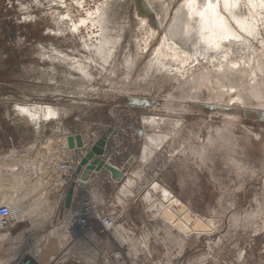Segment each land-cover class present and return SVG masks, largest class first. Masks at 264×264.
<instances>
[{
	"label": "rangeland",
	"instance_id": "rangeland-1",
	"mask_svg": "<svg viewBox=\"0 0 264 264\" xmlns=\"http://www.w3.org/2000/svg\"><path fill=\"white\" fill-rule=\"evenodd\" d=\"M83 1L80 6L73 0H63L64 5L59 8L79 23L103 3V0ZM147 1L153 2L155 7L151 15L144 14L143 24L138 18L142 11L139 0L108 2L110 9L106 14H113V23L109 26L116 41L111 65H104V71L95 64L90 65L88 72L92 74V81L87 84L83 97L95 104L99 102L112 112L106 115L95 107L88 113L77 107L75 111H79L84 119L86 143L91 144L102 136L108 119L121 126L116 139L111 134L107 138L108 148L116 141L124 157L132 154L138 157L127 171L129 177L126 180L124 177L121 188L126 200L131 198V189L137 193L129 202L130 217L137 222L151 220L150 228L158 233L157 244L152 242L154 261L161 258L164 264H175L172 261L176 260H179L178 264H264V107L251 98L237 108L230 105L233 99L229 101L227 97L223 101L211 102L216 98L212 87L193 91L188 87L190 85H185L188 79L191 80L193 70L189 72L187 69L194 67V74H203L207 70V65L198 64L200 67H197L196 62L187 64L189 66L185 69L182 65L177 66V72L174 70L171 74L154 71L149 73L147 80H142L145 64L184 0H165L169 12L163 27L157 28V14L164 4L160 0ZM224 1L215 0L217 11L227 16L237 32L248 39L247 45L242 46L243 52L238 51L242 54L234 57V61L253 57L257 68V64L264 63V12L259 17L249 5L245 6L242 15L246 18L250 14L254 23L258 22L251 37L241 32L236 18L224 11ZM228 1L233 6L246 3V0ZM21 5L28 10L26 20ZM50 6L46 0H41L40 5L34 0H0V79L31 80L34 78L33 64H40V68L45 69L50 63L46 58L54 55V51L71 59L82 60L88 56L81 46L88 38L92 39L91 43H96L97 33L83 27L73 34L70 31L59 33L56 13L50 10ZM152 34L155 39L144 54L139 53L138 65L131 74L128 73L126 61L129 57L135 59L139 48L146 45L145 39ZM40 60L49 63L42 64ZM59 63L55 64L58 91L76 93L78 87L72 81L68 82L69 79L66 81L61 74L66 69L62 62ZM2 65L6 66V71L1 70ZM210 71L213 76V69ZM179 72L188 74L182 76ZM64 80L71 84L70 91L66 90ZM245 80L248 83L250 78L238 83ZM238 93L242 95L241 89ZM71 97L80 100L73 94ZM130 98H135L131 102L136 100V107L130 103ZM65 100L69 101L68 98ZM143 100L149 102L148 107L137 102ZM69 104L63 101L61 105L69 107ZM182 115L183 125L177 127L175 123H181ZM84 121H92V124ZM139 130L142 131V141L136 135ZM61 138L46 136L36 150L29 152H17L18 149L12 148L0 150V205L18 206L21 211V221L18 222L40 215L47 217V211L27 210L23 203L48 204L53 201L59 189L54 182L45 179L46 163L55 164L67 156L61 151L63 146L66 148L64 138ZM31 157L36 158L35 170L29 163ZM151 186L157 187V191L168 192L173 198V207H184L186 213L179 211L184 215L183 220L176 214L178 211L151 194ZM22 190L25 191L20 194ZM88 201L92 203L91 199L85 202ZM148 208L151 210L149 214ZM3 233H0V264H36L31 255H17L16 232L9 235L2 251Z\"/></svg>",
	"mask_w": 264,
	"mask_h": 264
},
{
	"label": "crops",
	"instance_id": "crops-1",
	"mask_svg": "<svg viewBox=\"0 0 264 264\" xmlns=\"http://www.w3.org/2000/svg\"><path fill=\"white\" fill-rule=\"evenodd\" d=\"M39 62L49 63L43 60ZM64 67L67 71V67ZM1 68L2 71L7 70L6 66L2 65ZM55 69V64L51 63L45 69L40 68V64H33L34 78L30 80L27 77V82H24L25 78H22L21 81H18L19 78L14 81L0 79V150L12 148L18 149L17 152L34 151L40 140L46 136H60L62 140L64 138L63 145L66 146V136L80 134L86 143L84 119L81 118L79 111H75L77 107L88 113L97 107L103 114L110 115L111 109L102 106L99 102L95 104L83 96L79 101H74L70 92H59ZM36 75L37 79H35ZM65 84L66 90L70 91L71 85L66 81ZM66 98L69 101L65 100ZM131 99L135 98H130V103L136 107V100L131 102ZM63 101L70 102L69 107L61 105ZM90 101L91 103H89ZM139 104L148 107L149 102L146 103L143 100ZM35 107H39V110L37 111ZM35 114H37V118L34 117ZM23 117H28V125ZM36 121L40 122V128L32 125ZM91 122H85V124H92ZM105 124L106 127L103 129L102 135L107 132L108 128H112L114 130L111 129V136L115 135L116 139V133L121 126L113 119H108ZM136 135L142 141L141 130L136 131ZM67 155L74 162L76 155L74 151L68 150ZM137 158L133 154L124 157L122 149L116 141L108 148L107 139L104 156L107 164L118 170L129 171ZM35 161L36 158H29V163L33 165L32 170ZM74 168L75 164L71 175ZM127 177L129 175L126 172L125 180ZM71 180L72 178L63 188L57 190L58 192L51 203H23L24 209L47 211V217L40 215L34 219L13 223L1 235L2 251L9 235L16 232L17 255L19 257H26L23 256L25 253L28 254L27 256L31 255L36 260V264H114L111 255L115 250L126 254V264H164V260L161 258L154 261L155 255L152 254V252L154 253L152 242L155 245L158 242L155 240L158 238V233L155 234L154 230L150 228L152 221L137 222L130 217L129 202L137 196L136 192L131 189V198L126 200L121 183H115L107 171L93 172L87 180L77 181L82 189L74 194L71 208L65 210L63 208L64 198ZM146 190L147 188L144 191ZM23 191L25 190H22L20 194ZM88 199H91L97 208L102 209L105 215L114 221L110 230H104L98 221L92 222L90 226H83L74 221V215L80 210L83 202ZM150 212L151 210L148 208L147 214ZM178 261H172V263L178 264Z\"/></svg>",
	"mask_w": 264,
	"mask_h": 264
},
{
	"label": "bare ground",
	"instance_id": "bare-ground-1",
	"mask_svg": "<svg viewBox=\"0 0 264 264\" xmlns=\"http://www.w3.org/2000/svg\"><path fill=\"white\" fill-rule=\"evenodd\" d=\"M40 1L41 0H34V2L38 5H40ZM46 1L48 5L51 4L50 10H54L56 13L59 33L63 34L70 31V33L73 34L74 32H79L82 27L85 29L90 28L92 30V33H97L95 41L96 43H91V38L83 41L81 49L87 52L88 56L85 55L86 57H84L82 60L74 58L71 59L67 57L68 55H63L60 51H54V55L48 56V58H46L48 59V61H50L51 64H60L59 62H62V64L67 67V71H64L61 74H63L64 77L67 78L66 81H68L69 79L68 82L71 83L72 81V84L78 87V91L71 94H73L74 97L80 98L84 96V93L88 89L87 84L92 81V74L90 75V72H88L90 65L95 64L100 67L102 71H104V67L107 66V64H110L109 62L113 56L112 50L116 41L114 35L111 32V27L109 26L110 23H113V14H106L110 9L108 6V2L111 0H103V3L101 5H98L94 11L90 13L88 12L89 14H87L86 17L82 18L79 23L73 21L68 12H64L59 8L60 6L64 5L62 3L63 0ZM73 1L80 6H82L84 2L83 0ZM160 1H162L164 5L162 6V10L157 14L158 21L155 25V28H157V26L163 27L170 8L165 0ZM139 3L142 5V11L138 14V18L140 24H143L145 23L144 14L151 15V11L155 7V4L153 2L148 3L147 0H139ZM184 3L185 0L183 1V3H181L179 9L176 11L172 22H170V26L164 31V36L158 43V47L150 55L151 57L149 61L144 66L145 71L141 79L147 80L146 78H149V73H153L154 71L161 72V70H163L166 72L165 75L168 73L171 74L174 70H176L177 72V69L180 68V65H182V67L185 69V67L189 66L187 64L196 62L197 65L195 66L197 67H200L198 66V64H201V66L207 65V70L205 69L206 71L203 74H194L195 71L193 70H195V68L193 66H191L193 68L189 67L190 69H187L189 70V72L191 69L193 70L191 71V75L189 77L191 78V80L189 81L188 79L187 81L189 84L187 83L185 85H190L188 87L193 91H196L201 87H212L214 97L216 98H214L211 102L223 101L225 97H227L228 100L233 99L230 105L234 108H237V106L244 105L245 101L251 98L256 100V103L258 102V105H262L264 107V103L262 102V100L264 99V63H261V65L257 64V68H255L253 57L246 58V60L243 59V61H234V57L242 54V46L247 45L248 39L237 32L227 16H223L217 11L215 0H197V3L201 4L202 7H199L196 13L193 14H189V10L186 7L183 9V11H181L182 5ZM230 3L228 1L230 11H228L227 14H229V16L233 19L236 18V25L241 30V32L246 33L247 35L252 37V33L257 30L258 22L254 23V19L250 17V14L248 15L249 17L247 16L245 18L242 15V12L244 11V9H246L247 5H249L254 15L259 14V17H261L260 15H263L261 14V12H264V0H246V3H242V5H239V14H236L237 10ZM21 7L22 10L25 11L23 12V14L25 15L24 20H26L28 19V16L26 15L28 10L23 5H21ZM233 9L235 10L234 12ZM240 14L242 15V20H240ZM250 19H252V21ZM81 21H85V23L81 24ZM73 29L76 30L73 31ZM154 39L155 35H149L148 39L146 38L144 41L146 45L144 47H141L140 45L141 48H139L138 52L136 53L135 59H130L129 57V60H127L126 63L124 62L126 64V66L124 65L125 69L128 73H132L133 69L138 65L137 58L140 57L139 53L141 52L144 54V51L147 50L148 46L153 42ZM216 45H219L218 50L216 48ZM238 51L242 52L239 53ZM43 57L45 56L43 55ZM231 57H233V59ZM211 68L213 69V76H210L209 73ZM179 73L182 76H186L188 74V72H184L183 74L182 72ZM235 75L237 76V80L235 79ZM128 77L129 76H127V78ZM244 78L247 80L250 78V81H248L247 83V81L245 80V82L239 84L238 82H242ZM239 89H241L242 95L238 93ZM232 92L237 94H234ZM195 94L197 95L196 92ZM74 101H77V99H74ZM35 109L38 111L39 107H35ZM35 115L36 116L34 117L37 118V114ZM23 120L26 122V125L29 124L28 117H23ZM180 120L179 122L181 123H175L176 126L183 125V115L181 116ZM38 122L39 121H36L35 123H32V125L36 128H40V122ZM43 125L44 124L42 123L41 126L43 127ZM83 144L84 146H86L84 139ZM74 153L76 154L77 151H74ZM104 156L105 149L103 158ZM118 171H122L125 177V173L127 171H124L122 169ZM124 177L120 182L115 183L120 184L124 180ZM155 185L156 184H153V186ZM151 187L149 188L151 194L158 197L163 204H167L168 207L170 209H173L174 211L186 213V210L182 206L176 208L173 207V198L168 192L159 190L157 191V187ZM81 189L82 187H80L76 182V185L74 186V194L76 192L78 193L79 190L81 191ZM18 209L20 211L19 207ZM178 212H176V214L183 220L184 215L182 216L181 213ZM191 220H193L192 217Z\"/></svg>",
	"mask_w": 264,
	"mask_h": 264
},
{
	"label": "built area",
	"instance_id": "built-area-1",
	"mask_svg": "<svg viewBox=\"0 0 264 264\" xmlns=\"http://www.w3.org/2000/svg\"><path fill=\"white\" fill-rule=\"evenodd\" d=\"M62 153H67L66 148H62ZM75 162L67 155L64 160L53 163H46L47 174L45 179L54 182V186L58 189L63 188L67 181L72 178L71 171ZM40 175V172L38 173ZM54 177L56 180H54ZM74 221L83 226H90L92 222L98 221L104 230H110L114 221L105 215L104 211L97 208L94 204L83 202L80 210L73 217ZM21 221V213L18 206L11 207L9 205H0V233L5 232L13 223ZM112 261L114 264H126V254L120 250L112 252ZM61 264V263H59Z\"/></svg>",
	"mask_w": 264,
	"mask_h": 264
},
{
	"label": "water",
	"instance_id": "water-1",
	"mask_svg": "<svg viewBox=\"0 0 264 264\" xmlns=\"http://www.w3.org/2000/svg\"><path fill=\"white\" fill-rule=\"evenodd\" d=\"M138 103L140 102L138 101ZM111 133V128H108L107 132L94 144L85 143L86 146H84L83 138L80 134H72L66 137L67 149L69 151H77V153L74 157L75 168L72 174V180L68 185L64 198L63 208L65 210H69L71 208L74 186L78 180L85 181L93 172L99 173L102 169L109 172L111 179L114 182H120L123 179V172L106 164L103 158L107 138Z\"/></svg>",
	"mask_w": 264,
	"mask_h": 264
},
{
	"label": "snow or ice",
	"instance_id": "snow-or-ice-1",
	"mask_svg": "<svg viewBox=\"0 0 264 264\" xmlns=\"http://www.w3.org/2000/svg\"><path fill=\"white\" fill-rule=\"evenodd\" d=\"M188 8L189 10V14H193V13H196L197 9L199 7H202L201 4L197 3V0H185V3L182 5V8H181V11H183L184 8ZM237 11H236V14H239V5H234L233 6ZM224 11L228 12L230 11V8H229V4H228V0H225V3H224ZM202 19V17H201ZM85 21H81V24H84ZM194 23H195V19H194ZM76 29H73V31H75ZM227 39V38H225ZM216 48L217 50L219 49V45H216Z\"/></svg>",
	"mask_w": 264,
	"mask_h": 264
}]
</instances>
